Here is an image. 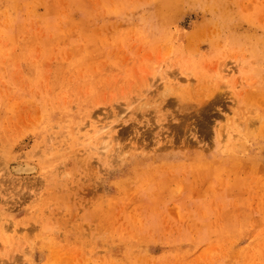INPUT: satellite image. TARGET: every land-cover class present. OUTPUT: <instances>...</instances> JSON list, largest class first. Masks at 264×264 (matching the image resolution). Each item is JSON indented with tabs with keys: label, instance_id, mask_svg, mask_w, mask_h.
Instances as JSON below:
<instances>
[{
	"label": "rangeland",
	"instance_id": "1",
	"mask_svg": "<svg viewBox=\"0 0 264 264\" xmlns=\"http://www.w3.org/2000/svg\"><path fill=\"white\" fill-rule=\"evenodd\" d=\"M0 264H264V0H0Z\"/></svg>",
	"mask_w": 264,
	"mask_h": 264
},
{
	"label": "bare ground",
	"instance_id": "2",
	"mask_svg": "<svg viewBox=\"0 0 264 264\" xmlns=\"http://www.w3.org/2000/svg\"><path fill=\"white\" fill-rule=\"evenodd\" d=\"M108 145H109V144H108ZM108 147H109V146L104 147V150H108Z\"/></svg>",
	"mask_w": 264,
	"mask_h": 264
}]
</instances>
